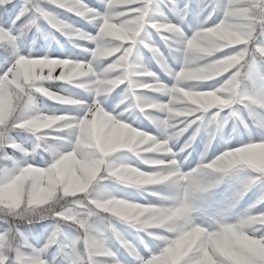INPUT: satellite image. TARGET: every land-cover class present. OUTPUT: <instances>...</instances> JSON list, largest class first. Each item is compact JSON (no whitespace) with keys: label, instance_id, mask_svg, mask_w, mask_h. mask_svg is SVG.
I'll return each mask as SVG.
<instances>
[{"label":"clouds","instance_id":"9594fccd","mask_svg":"<svg viewBox=\"0 0 264 264\" xmlns=\"http://www.w3.org/2000/svg\"><path fill=\"white\" fill-rule=\"evenodd\" d=\"M64 3L77 6L76 0ZM125 3L127 0H109L104 14L92 17L91 22L98 29L95 36L74 29L51 14L45 17L48 25L68 35L85 56L60 63L64 81L82 87L92 97L91 107L102 106L116 95L112 112L104 113L106 132L112 135L97 138L86 151H80L75 141L57 138L71 135L70 119L49 115L38 101L28 110L22 105L9 108L0 99V150L9 144L10 133L19 128L28 139L13 141L12 146L25 160L39 157L44 162L42 166L25 163L11 182L0 186V216L15 209L21 224L40 223L56 215L75 218L79 213H74L72 206L87 201L137 229L153 244L196 241L212 254L232 255L246 247H255L264 254V236H258L264 232V208L259 203L239 209L244 190L237 189L210 215L204 211L202 190L184 184L182 175L185 163L198 151L194 169H200L199 185H214L215 173L237 163L264 176V122L256 124L247 119L252 113H264V91L253 88L244 76L236 87H209L241 62L264 65V10L257 11L249 0H240L225 21L203 29L194 42H186L184 33L159 15L147 20L124 19L119 9ZM149 24L167 32L164 39L183 49L180 70L166 73L171 83L152 79L154 73L148 70L142 49L135 56L130 50L117 56L123 39L141 37L142 43L147 41L145 47L152 58L161 67H167L163 52L146 27ZM33 28L40 39L45 24L39 17L30 19L23 31L27 33ZM51 98L63 104L80 103L67 95ZM197 111L207 119L173 155V147L179 144L187 127L180 125ZM141 118L147 119L161 138L133 127ZM97 119L93 116L94 121ZM251 138L260 139L255 143H238ZM115 142L138 154L143 152V162L156 170L142 171L117 163L118 158L112 156ZM234 142L239 146L230 148ZM216 145L226 150L204 163ZM185 152L187 156L183 155ZM152 154L167 159L155 160ZM161 164L166 167L159 168ZM129 191L131 198H124ZM103 220L99 216L91 222L85 219L82 223L87 227L75 235L66 234L65 226L57 222L49 244H71L77 264H110L107 230L101 232L95 226ZM11 241L12 248L4 249L5 259L12 250L27 244L25 237L15 233Z\"/></svg>","mask_w":264,"mask_h":264},{"label":"snow or ice","instance_id":"6c2138e0","mask_svg":"<svg viewBox=\"0 0 264 264\" xmlns=\"http://www.w3.org/2000/svg\"><path fill=\"white\" fill-rule=\"evenodd\" d=\"M108 2L109 0H104L103 3H100V0H76L77 6L72 7L65 4L64 0H0V99L9 108L14 109L22 105L28 110L35 107L38 97L52 102L51 106L44 103L39 104L45 106L49 115L64 117L72 121L71 135L57 138L62 141H75L80 151H86L89 143L95 139H103L106 135H112L106 132L107 118L104 113L105 111L112 112L116 95L114 94L102 106L97 104L96 107H91L92 97L82 87L64 81L58 67L60 63L66 60L85 59V56L82 54V49L77 47L68 35L48 25L45 17L51 14L74 29L95 36L98 29L93 26L92 17L102 16ZM239 3L240 0H211L210 3H205V0H127V3L119 10L124 13L123 18L128 20L136 17L147 20L150 16L159 15L164 18L165 23L176 25L184 33L186 42H194L203 29L214 28L225 21ZM249 3L257 11L264 10V0H249ZM34 17H39L40 21L45 24V31L40 38L44 40V43L41 44H37V37L34 35L35 28L27 33L23 31L24 26ZM146 27L156 46L163 52L167 67H161L152 58L151 52L145 47L147 41L142 43L141 37L123 39L117 56L129 50L131 55L135 56L137 50L142 49L150 56L151 61H154L160 72L165 75L166 73L172 74L174 71L178 72L183 49H177L171 41L164 39L168 35L167 32L151 27L150 24ZM57 33L64 37L63 42L57 38ZM147 68L154 73L152 79L161 83H171L170 80H163L160 73L154 71L149 64ZM241 76L246 77L253 88L264 91V65L256 61L247 65L241 62L227 76L214 81L209 87H236ZM56 95H67L70 100L80 103H58L51 98ZM93 116L98 119L94 121ZM206 119L207 117H204L200 111L187 117L180 125V127L187 126L182 137L190 129L191 133L182 144L179 143L173 147V155ZM247 119L260 124L264 122V113L259 111L252 113ZM10 126L15 128V125ZM133 127L156 135L158 139L161 138L156 128L147 119L141 118ZM153 128L155 129L154 134ZM27 139V135H24L21 129L16 128L9 135V144L0 150V186L11 182L16 172L25 163H34L38 166L44 163L39 157L35 160L31 157L25 160L23 154L12 146L13 141L18 143ZM258 139L260 138H251L238 143H255ZM220 147L217 145L212 150L214 158L217 157L215 152L219 151ZM229 147L237 146L233 144ZM112 148L114 149L112 156L118 158L117 163L128 164L142 171L156 170L143 162V152L138 154L136 150H130L118 142L113 143ZM152 155L155 160L167 159L162 155ZM183 155L187 156L188 153L185 152ZM209 162L211 161H204V163ZM158 167L163 169L166 165L161 164ZM199 173V168L183 171L182 175L185 177L183 183L202 190V202L206 207V212L210 215H214L237 189L244 190V198L248 197L249 200L248 205L259 203L260 207L264 208V203H260L264 201V176L254 169L238 163L233 164L225 171L215 173L216 183L207 187L198 184ZM224 185L227 187L225 188ZM124 198H131L130 191L129 195ZM72 207L74 213H79L78 216L66 218L56 215L46 220L47 224L43 223L45 221L30 224L18 223L20 217L16 215L17 210L15 209H9L7 216H0V260H3V264H53V262L55 264H77V254L72 250L71 244L62 247L59 242L49 244V240L57 222L65 226L66 234L75 235L83 233L87 227V224L82 223L85 219L91 222L95 216L104 218L95 226L101 232L107 230V249L111 253L110 264H264V254H261L255 247H246L232 255H224L222 252L207 253L196 241L179 245H174L172 242L153 244L137 229L107 212H102L94 204L85 201L74 204ZM13 233L18 237H25L27 244L12 250L5 259L4 249L12 248ZM258 236H264V232ZM45 245L48 246L45 247Z\"/></svg>","mask_w":264,"mask_h":264},{"label":"rangeland","instance_id":"374dc122","mask_svg":"<svg viewBox=\"0 0 264 264\" xmlns=\"http://www.w3.org/2000/svg\"><path fill=\"white\" fill-rule=\"evenodd\" d=\"M57 38L60 39L61 42L64 41V37H63V36H60L59 33H57ZM41 43H44V40H43V39H37V44H41ZM53 47H55V44H54V43H53ZM164 51L166 52L167 50L165 49ZM145 63H146V64H149V65L153 68L154 71L159 72V73H160V76H161V78H162L163 80H165V81H168V80H169V78H168L163 72H160L159 68L155 66L154 61H151V58H150V56H149L147 53H145ZM37 101H38L39 103H44V104H47V105H49V106H51V103H52V102H50V101H46V100H44L43 97H38V98H37ZM146 123H147V121H146ZM154 133H155V129L153 128V134H154ZM190 133H191V129L189 130L188 133H186L183 137L180 138L179 143L182 144L183 141L187 138V136L190 135ZM197 145H199V143H197ZM197 145H195V147H197ZM234 145L239 146V145L236 144L235 142H234ZM216 146H217V145H216ZM216 146H214L213 149H215ZM197 150H199V147H197ZM224 150H226V149H225L223 146H221V147H220V150L217 151V152H215V155H219V154H221V152L224 151ZM197 155H198V151H197V152H194L193 155H192L191 157H189V159H188V161L185 163V165H184L182 171L187 172L188 170H190V169H194V168L197 166ZM212 159H214L213 151H211V152L209 153V156H208V160H209V161H211ZM224 187L226 188L227 185H224ZM125 191H128V190L125 189ZM249 195H251V194H249ZM248 203H249L248 197H245V198L240 202L239 209H243V208L247 207ZM239 209H238V210H239ZM204 211H206V207H204ZM53 250H54V249H53Z\"/></svg>","mask_w":264,"mask_h":264},{"label":"trees","instance_id":"16d2710c","mask_svg":"<svg viewBox=\"0 0 264 264\" xmlns=\"http://www.w3.org/2000/svg\"><path fill=\"white\" fill-rule=\"evenodd\" d=\"M43 223L47 224V223H48V221H45V222H43Z\"/></svg>","mask_w":264,"mask_h":264}]
</instances>
